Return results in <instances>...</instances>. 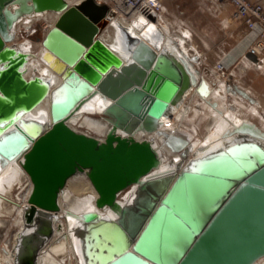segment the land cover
<instances>
[{"label": "water", "instance_id": "1", "mask_svg": "<svg viewBox=\"0 0 264 264\" xmlns=\"http://www.w3.org/2000/svg\"><path fill=\"white\" fill-rule=\"evenodd\" d=\"M42 11L61 13L54 28L36 38L45 49L44 61L62 79L55 89L49 79H26L28 58L11 45L17 20ZM108 17L107 6L95 0L72 7L64 0H0V169L21 157L32 184L14 261L6 264H37L53 235L59 195L77 173H85L96 192V209L122 214L118 196L143 185L162 166L152 141L135 135H161L182 158L189 149L183 135L161 125L185 91L196 87L206 94L203 77L169 51L157 54L118 26L130 58L123 64L98 39ZM234 91L253 103L243 90ZM96 93L110 101L102 114L103 141L67 124ZM47 98L44 122L25 119ZM223 136L233 142L179 171L159 203L142 210L135 232L96 210L83 213L73 230L82 264H258L264 259V131L243 121Z\"/></svg>", "mask_w": 264, "mask_h": 264}, {"label": "bare ground", "instance_id": "2", "mask_svg": "<svg viewBox=\"0 0 264 264\" xmlns=\"http://www.w3.org/2000/svg\"><path fill=\"white\" fill-rule=\"evenodd\" d=\"M64 1L69 7H72L86 0ZM103 1L95 0L98 4H104ZM159 1L161 5V26L157 28L154 25L144 27L137 25L136 28H131V34L133 37L150 45L157 51V54L169 51L177 59L185 61L189 69L194 73L196 72L197 78L200 79L202 74H199L194 65L196 59L193 52H190V47L197 55L199 54L200 56L201 53L196 45L193 44L194 39H192L191 31L183 28L180 30V34L171 33L170 26L179 28L183 21L174 15L172 18H168V15L170 17V12L163 5L162 0ZM10 7L15 9L18 6L13 5ZM60 15L61 13L56 11L31 12L21 16L14 24L12 30L14 41L11 45L22 51L28 58L24 66V77L26 79L33 77L49 79L52 82V89L58 87L62 79L55 75L44 61L45 49L42 42H36L31 37L36 32V27H40L44 35H46L49 30L54 28ZM116 26L114 22L107 25L98 39L112 50L123 64H127L130 61L129 52L126 51ZM18 32H23L26 39L19 40L17 37ZM199 38L201 37L199 36ZM201 39L204 42L203 38ZM187 41H189V44L185 45ZM204 44L208 46L206 42ZM232 53L233 50L231 49L229 55L222 63L226 66V69L229 68L227 73L231 70L233 71L237 84H239L241 78L251 68L243 55L244 53L240 54L241 56H237V53L236 55ZM233 62H235V67L230 68V64ZM259 67L264 70V65ZM212 75L214 76L213 73ZM204 81L208 89L206 94L202 96L197 93L196 87L185 91L181 101L161 125L163 130L180 133L189 141V149L186 151V156L182 158L180 153H173L167 148L161 135L156 133L135 135L137 140L147 139L152 141L162 158V166L159 170H155L150 176L144 178L143 185L134 184L118 196L117 201L123 208L122 214L114 213L107 208L103 210L96 209L97 194L85 173H77L71 177L58 198L59 211L54 214L56 217L52 222L53 236L40 251L37 264H82L81 257L76 252V238L73 230L81 215L88 211L96 210L100 215L109 216L124 224L131 233L135 232L141 226L144 218L142 210L159 203L164 194L163 192L179 171L183 170L192 161L203 158L207 154L222 149L233 142L232 138L224 139L223 134L234 125L249 121L243 115L242 110L244 106L242 102L247 100L241 95L240 99H238L237 95L229 94L228 90L225 89L229 87H226L225 82L218 77H213L211 81L206 79ZM234 87L232 88L234 89ZM238 88L240 89L241 87L238 86ZM243 91L252 97L250 94H253V92L250 88H246ZM254 101L250 104L247 111L259 115L263 121L261 125H264V116L259 113V108L264 110V103L258 100ZM109 103V99L103 100L100 93H96V95L85 101L84 106L73 117L67 120L68 126L77 132L89 134L103 141L106 132V122L102 118V114L103 109ZM49 108L50 98H47L24 117L31 121L44 122L45 118H48ZM200 125H205L203 132H200ZM21 159L20 157L0 169V264L14 261L17 236L25 225L24 212L28 207L32 184L21 166ZM16 185H21L20 189L22 187L23 189L16 196V199L10 200L11 190ZM6 204H10L11 209H5ZM13 208L16 209V230L10 232L7 229L5 233L3 228L6 222V215ZM258 264H264V259L260 260Z\"/></svg>", "mask_w": 264, "mask_h": 264}, {"label": "rangeland", "instance_id": "3", "mask_svg": "<svg viewBox=\"0 0 264 264\" xmlns=\"http://www.w3.org/2000/svg\"><path fill=\"white\" fill-rule=\"evenodd\" d=\"M162 2L163 5L166 6L168 11L170 12V17L168 15V18H172V16L174 15L183 21L179 26L180 29L177 26H170L171 33L180 34V30L183 28L190 30L193 35L192 39H194L193 44L196 45L200 52L207 53L205 57V65H197V68L200 72L199 74H202L203 79H206L208 81H211L213 77L217 78V74H214V76L212 75V73H214L213 70L215 64L221 60H224L229 55L232 46L234 47L235 45L234 38H232L230 34V29L233 25V21L231 20L230 5L226 2L216 3L212 0H162ZM218 11H221L220 16H218ZM223 21H226L228 29L225 28V25L223 26ZM43 36V30L40 27H36V32L34 33V35H32L31 38L32 40L36 41V38H43ZM199 36L203 38L204 42H206L208 46L204 44V42L201 38H199ZM17 37L19 40H22L23 38L26 39V36L23 34V32H18ZM188 42L189 41H187L186 43ZM186 43L185 45L189 44ZM204 46L210 49L206 52ZM190 49L193 50L192 47H190ZM193 54L194 57H198L197 54ZM234 64L235 62L231 63L230 68H234ZM229 74L231 75L232 79V87L240 86V89L242 90L250 88L253 92V94H250L252 95V98H254L255 101L258 100L261 103H264V70L261 69V71H257L253 70V68L250 69L246 72V75L241 78L239 84H237L236 76L234 75L232 70L229 71ZM225 89L228 90L229 94H232L233 96L237 95V98L240 99V95L236 93L234 89ZM230 102L232 101L230 100ZM242 103L244 105L242 107L244 113L243 115L249 121L256 124L262 131H264V125H261L263 121L260 119L259 115H255L252 114L250 111H247L248 107L252 103H250L248 100ZM259 113L260 115L264 116V110L262 108H259ZM204 126L205 125H200V132L204 131ZM20 187L21 185H16L13 187L9 196L10 200L17 198L16 196H18L19 192L23 189V187L21 189ZM4 208L11 209V205L6 204ZM15 214L16 209L13 208V210L9 211V213L6 215V222L3 228L5 233L7 229H9L10 232H14L16 230Z\"/></svg>", "mask_w": 264, "mask_h": 264}, {"label": "built area", "instance_id": "4", "mask_svg": "<svg viewBox=\"0 0 264 264\" xmlns=\"http://www.w3.org/2000/svg\"><path fill=\"white\" fill-rule=\"evenodd\" d=\"M212 1L216 3L226 2L230 5L232 9L231 20L244 25L254 35L245 50V55H251L256 59L255 63L252 62L253 65L258 67L264 65V7L249 0ZM103 3L109 11L108 25L114 22L117 25V31L118 26H120L133 36L130 30L133 27L136 28L137 25L139 27L154 25L157 28L161 26L159 0H104ZM227 69L222 61H219L215 64L213 72L225 82L226 87L228 86L232 90V79L231 75L227 73Z\"/></svg>", "mask_w": 264, "mask_h": 264}, {"label": "crops", "instance_id": "5", "mask_svg": "<svg viewBox=\"0 0 264 264\" xmlns=\"http://www.w3.org/2000/svg\"><path fill=\"white\" fill-rule=\"evenodd\" d=\"M251 1L252 3H257V4H260L264 7V0H249ZM231 8V7H230ZM232 11V9H231ZM221 14V11L219 12L218 11V16H220ZM217 16V17H218ZM222 21V20H221ZM223 26L225 25V28L228 29V26L226 25V21H223L222 22ZM168 30V29H167ZM230 34L232 36V38H234V41H235V45L234 47L232 46V50H233V55H236V53L238 54L237 56H241L240 54L244 53L243 55L245 56V58L247 59V62L250 64V68L253 70H257V71H261V68L258 67V66H255L253 65L252 61H250L246 55H245V50L247 48V46L249 45V43L252 41L254 35H252L245 27L244 25L240 24V23H235L233 22V25L231 26V29H230ZM188 44V43H186ZM205 47V46H204ZM206 52L207 50H209L210 48H206ZM191 52L195 53L193 50H191ZM200 56L199 54L197 55L198 57H195L196 59V63L194 64L197 68V65L200 64V65H205L206 63V55L207 53H202L200 52ZM196 54V53H195ZM198 58V59H197ZM223 61V60H221ZM224 62V61H223ZM198 70V68H197ZM199 72V70H198ZM200 73V72H199ZM213 74L216 75V73L214 72ZM217 76V75H216ZM236 92V91H235ZM240 95V94H239Z\"/></svg>", "mask_w": 264, "mask_h": 264}]
</instances>
